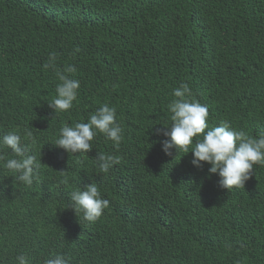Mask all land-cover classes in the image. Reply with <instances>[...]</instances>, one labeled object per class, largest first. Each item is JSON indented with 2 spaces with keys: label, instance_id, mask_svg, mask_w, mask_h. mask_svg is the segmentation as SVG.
Instances as JSON below:
<instances>
[{
  "label": "trees",
  "instance_id": "obj_1",
  "mask_svg": "<svg viewBox=\"0 0 264 264\" xmlns=\"http://www.w3.org/2000/svg\"><path fill=\"white\" fill-rule=\"evenodd\" d=\"M53 52L56 66L45 69ZM68 65L81 87L56 115L49 103ZM183 83L209 123L256 136L264 0H0V136L17 131L42 163L31 186L0 170V264L21 254L44 264L57 253L69 264H264V165L228 191L192 153L174 160L161 149ZM104 103L117 109L118 147L99 133L90 154L52 144ZM98 152L121 163L101 173ZM92 183L110 206L94 223L79 221L70 193Z\"/></svg>",
  "mask_w": 264,
  "mask_h": 264
},
{
  "label": "clouds",
  "instance_id": "obj_2",
  "mask_svg": "<svg viewBox=\"0 0 264 264\" xmlns=\"http://www.w3.org/2000/svg\"><path fill=\"white\" fill-rule=\"evenodd\" d=\"M57 54L50 53L45 69L55 68ZM75 66L68 65L63 72L57 73L60 83L56 85V96L49 103L55 114L66 112L73 108L81 87L78 79H73L65 73H75ZM174 99L168 104L171 113L170 125H164L162 135L167 137L161 143V149L166 156L174 160L180 153L193 154L191 164L200 169L204 163L210 165V174H218L219 186L232 190L245 186L251 179L255 166L264 165V127L255 137L242 129H236L230 121H221L218 125L209 123V109L206 105L193 98L188 83L181 84L171 93ZM103 134L118 147L123 139V130L117 121V109L107 103L97 108L89 115L87 122L64 124L58 133L54 144L66 150L69 154L92 153V141L97 134ZM24 136L33 139V132L26 130ZM105 142V140L103 141ZM93 149V150H92ZM9 150L11 158L9 157ZM185 156V155H184ZM121 156L98 152L94 160L101 173L121 163ZM41 160L31 151V145L22 140L15 130H9L0 136V170L11 173L14 183L31 186L40 176ZM66 174L67 171H60ZM63 183H67L65 178ZM110 206L109 199L103 198L98 184L92 183L84 189L76 188L70 193L67 209H72L80 219L96 222ZM16 264H31L25 254L16 256ZM44 264H69L62 254H54L44 260Z\"/></svg>",
  "mask_w": 264,
  "mask_h": 264
}]
</instances>
